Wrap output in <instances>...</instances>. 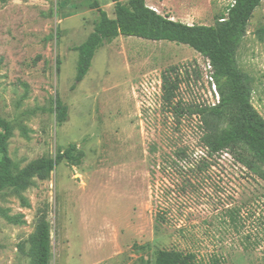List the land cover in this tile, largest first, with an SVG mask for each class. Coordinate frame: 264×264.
<instances>
[{"label": "rangeland", "instance_id": "rangeland-1", "mask_svg": "<svg viewBox=\"0 0 264 264\" xmlns=\"http://www.w3.org/2000/svg\"><path fill=\"white\" fill-rule=\"evenodd\" d=\"M95 2L116 18L111 0H0L8 157L23 170L75 145L81 158L78 166L65 160L26 191L0 195V264L33 263L32 238L43 215L52 230L50 264H155L161 250L193 252L197 264H264V181L226 153L201 172L187 173L182 162L179 173L161 166L169 145L188 149L193 162L206 154L197 119L176 126L164 115L163 74L176 68L183 104L216 105L209 61L184 45L120 37L77 83V49L99 21ZM233 2L146 0L191 26H214ZM263 28L264 0L237 55L264 118V39L257 33ZM58 99L69 109L63 125ZM154 147L156 157L149 153Z\"/></svg>", "mask_w": 264, "mask_h": 264}, {"label": "trees", "instance_id": "trees-1", "mask_svg": "<svg viewBox=\"0 0 264 264\" xmlns=\"http://www.w3.org/2000/svg\"><path fill=\"white\" fill-rule=\"evenodd\" d=\"M262 1L234 0L226 15L219 18L214 26H191L174 21L152 10L146 0H111L116 14V18L111 19L95 2L92 8L99 12V21L93 34L77 49L79 66L76 82L81 83L86 78L96 54L120 37L173 43L195 50L209 61L220 102L210 106H189L178 101L180 82L175 76L176 68H172L163 74L162 107L164 115L172 118L176 126L194 118L199 121V141L206 154L196 163L193 162L194 154L188 149L177 144L169 145V150L161 155V166L164 170L168 167L179 173L183 171L180 166L182 162L187 165V173L201 172L209 165V159L226 153L249 173L264 181V118L252 104V81L241 70L237 59L250 22ZM257 33L263 40L264 28ZM68 111V107L58 99L56 113L60 125L66 123ZM0 130V195L8 190L17 194L26 191L33 185L35 178L46 180L65 160L75 166L81 164V158L76 155V146L70 145L53 160H37L25 169L18 170L7 153L12 126L2 117ZM149 153L156 157L158 152L154 147ZM0 214L5 215L1 210ZM229 214L234 222L235 211L231 210ZM158 221L163 224L166 218L160 215ZM51 237L50 223L47 216L43 215L37 233L32 238V264H50ZM197 261V255L193 252L161 250L157 253L155 264H197ZM214 263L220 262L215 259Z\"/></svg>", "mask_w": 264, "mask_h": 264}, {"label": "built area", "instance_id": "built-area-1", "mask_svg": "<svg viewBox=\"0 0 264 264\" xmlns=\"http://www.w3.org/2000/svg\"><path fill=\"white\" fill-rule=\"evenodd\" d=\"M151 9H152V10H154L155 12H157L155 9H153V8H151ZM209 65H210V64H209ZM218 100H219V102H220V99H219V97H218ZM219 102H218V103H219Z\"/></svg>", "mask_w": 264, "mask_h": 264}, {"label": "crops", "instance_id": "crops-1", "mask_svg": "<svg viewBox=\"0 0 264 264\" xmlns=\"http://www.w3.org/2000/svg\"><path fill=\"white\" fill-rule=\"evenodd\" d=\"M148 6V5H147ZM149 7V6H148ZM182 23H184V22H182ZM189 25V24H188Z\"/></svg>", "mask_w": 264, "mask_h": 264}]
</instances>
